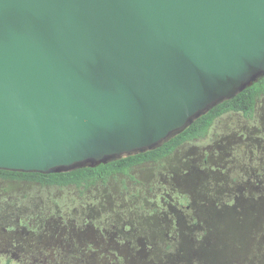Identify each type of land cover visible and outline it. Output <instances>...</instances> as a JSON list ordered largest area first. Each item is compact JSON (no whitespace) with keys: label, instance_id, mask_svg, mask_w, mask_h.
Returning <instances> with one entry per match:
<instances>
[{"label":"water","instance_id":"obj_1","mask_svg":"<svg viewBox=\"0 0 264 264\" xmlns=\"http://www.w3.org/2000/svg\"><path fill=\"white\" fill-rule=\"evenodd\" d=\"M264 77V0H0V170L154 150Z\"/></svg>","mask_w":264,"mask_h":264},{"label":"rangeland","instance_id":"obj_2","mask_svg":"<svg viewBox=\"0 0 264 264\" xmlns=\"http://www.w3.org/2000/svg\"><path fill=\"white\" fill-rule=\"evenodd\" d=\"M0 264H264V96L106 185L0 178Z\"/></svg>","mask_w":264,"mask_h":264},{"label":"trees","instance_id":"obj_3","mask_svg":"<svg viewBox=\"0 0 264 264\" xmlns=\"http://www.w3.org/2000/svg\"><path fill=\"white\" fill-rule=\"evenodd\" d=\"M263 96L264 77L239 93L235 98L215 106L185 131L151 151L125 156L95 168L88 166L63 173L43 174L0 170V178L35 181L58 187L91 188L99 184L106 185L112 177L128 175L132 169L139 165L168 158L184 144L205 138L216 121L229 113H239L248 119H252L256 113L257 104Z\"/></svg>","mask_w":264,"mask_h":264}]
</instances>
